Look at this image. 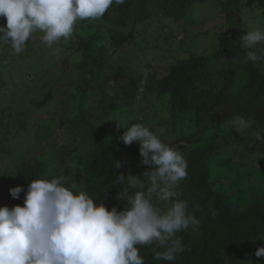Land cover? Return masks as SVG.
<instances>
[{"label":"trees","instance_id":"obj_1","mask_svg":"<svg viewBox=\"0 0 264 264\" xmlns=\"http://www.w3.org/2000/svg\"><path fill=\"white\" fill-rule=\"evenodd\" d=\"M204 1L126 0L122 5L113 4L99 20L78 21L74 28L78 31L76 39L62 40L52 48L41 41L43 34L40 32L33 34L21 54H15L10 44L0 43V91L7 92L9 81L17 80L19 74L26 77L24 81L16 82H23L26 87L13 84L22 90L21 102L8 109L1 118L0 136L4 141L12 131L28 133L20 126H27V119L35 111L38 100L54 99L51 98L53 86L47 83L50 80L43 83L46 76L41 79L38 74V81H34V71L40 72L41 68L45 70L50 66L58 72L55 73L57 80L52 81L56 83V97L71 87L70 82L61 87L67 65L57 55L68 51L71 60L68 64L72 63L80 72L78 83L83 88L82 92L72 91L67 97V104L73 109L69 112V122H64L65 117L60 122L63 132V125L67 131L63 144H49L34 160L24 162L17 173L6 177L3 185L0 182V204L23 206L33 179L68 177L95 202H104L111 210L114 206L111 199L117 197L122 187L117 176L122 158L127 155V162L135 160L146 172L150 169L142 163L138 143L125 145L119 139L122 128L140 123V120L134 119L120 128L119 123L108 121L107 117L112 113L118 118L133 107L145 116L143 104L155 97L161 122L167 117L170 127L162 131L159 138L163 142L167 140L162 133L174 138L177 144L164 143L179 147L188 162V176L181 181L177 191L182 193L181 199L188 201L189 212H194L201 224L195 232L189 228L176 234L185 251L178 253L173 262L154 258V251L164 250L155 243L138 246L145 264H264V257L255 256L257 247L264 246V161L256 166L249 161L257 162L256 158L247 154L250 140H254L256 146L264 145V139H257L258 135L264 136V55L258 52L259 59L253 62L247 58L248 50L231 48L235 40L231 41L229 37L230 27H239L236 16L241 11V0H217L230 27L218 37L217 49L210 54H190L178 59L161 78L147 73L148 67L134 74L121 66L122 56L127 47L136 45L138 34L150 29L149 35L153 37L164 21L176 25L181 20L188 22V9ZM5 24L6 19L0 18V25ZM153 24L157 27L151 29ZM258 47L264 50V45ZM137 48L140 50L138 45ZM234 61L242 62L237 65V70L232 68ZM215 62L222 64L216 68ZM11 67L19 73L6 81L5 70ZM24 70L27 73L23 74ZM239 70L242 73L238 74ZM71 75L73 73L69 71L68 76ZM94 81H99L98 91L88 93ZM28 82L35 88L27 87ZM110 85L115 86L110 89ZM92 94H96L94 115L90 114L89 106L87 108ZM55 110L66 113L60 108ZM161 111L164 114H160ZM237 115L250 121L244 131L251 130V134L246 136L244 132L229 128ZM46 127L41 125L32 134L38 144L55 134L58 123L53 121L47 130ZM71 138L78 142L77 146L72 147ZM227 143L239 146L231 149L225 145ZM228 148L239 155V161L225 155ZM67 162H71L68 168ZM134 169L139 171V168ZM17 186L23 188L19 199L10 195V189ZM195 205L200 206L199 211Z\"/></svg>","mask_w":264,"mask_h":264},{"label":"clouds","instance_id":"obj_2","mask_svg":"<svg viewBox=\"0 0 264 264\" xmlns=\"http://www.w3.org/2000/svg\"><path fill=\"white\" fill-rule=\"evenodd\" d=\"M125 2L0 0V18L6 19L0 25V43L21 54L33 34L40 32L41 41L52 48L72 37L78 21L99 20L113 4ZM260 45H264L260 28L240 37V46L248 49L247 58L253 62L259 59L258 52L264 55ZM249 126L242 115L232 121L237 132ZM122 129L119 139L125 145L138 143L142 163L149 166L144 173L147 186L131 175L118 177L122 187L117 198L126 199L127 207L117 211L115 206L109 210L104 202H95L68 177L31 180L23 206L0 207V264H145L138 246L155 243L164 250L154 251V258L166 262L185 251L176 234L189 228L197 231L201 221L177 191L188 176L184 153L142 123ZM129 187L136 189L134 194H129ZM22 191L21 186L13 187L10 195L19 199ZM194 207L200 210L199 205ZM255 256L264 257V246L257 247Z\"/></svg>","mask_w":264,"mask_h":264},{"label":"rangeland","instance_id":"obj_3","mask_svg":"<svg viewBox=\"0 0 264 264\" xmlns=\"http://www.w3.org/2000/svg\"><path fill=\"white\" fill-rule=\"evenodd\" d=\"M241 11L237 18H239V27L234 28L230 27L227 19L224 17V14L221 13L223 7L220 6L217 0H206L202 3H196L188 9L186 21L181 20L177 25L175 23H168L164 21L163 25L158 26V33L155 36H150L149 31L144 34H138L136 45L132 44L130 47H127L126 54L122 56L121 66L123 70L128 72H132L136 74L140 72L144 67L147 68V73L155 74L157 78H161L165 73L168 67L174 64L178 59L187 58L190 54L197 55H208L212 51L217 49L218 42L220 39L218 38L220 35L224 33L227 28H231L230 30V39L235 42L232 43L231 48L238 50L246 51L248 49L242 48L240 46V37L246 34L247 31L260 28L264 30V0H241ZM236 14V13H235ZM157 25L153 24L150 26L151 29H154ZM77 28V25L75 26ZM81 27H78L80 29ZM77 31V30H76ZM76 31H74L72 35V39H76ZM78 32V31H77ZM238 33V36L235 35ZM238 38L237 40L234 38ZM137 45L140 50H138ZM238 53V52H237ZM59 60L67 65L64 66V70L66 73L65 78H61V87H65L66 83H72L71 87L63 90L57 97L54 87H56V83L54 84L52 81L57 80L58 72L55 69H51L48 66L40 69V72L34 71L32 79L34 81H38V74L43 79L46 76V79L43 81H48V84H51L52 87V99H41L36 102L35 111L29 115L27 119V126L21 124L22 129H26L29 133L16 132L12 131L8 135V139L4 141V137L0 136V182L3 185L6 177H10L13 174L17 173L24 162L29 163L34 160L35 156L40 155L41 152L47 149L49 144H63L65 141V135L67 134L65 125V133L63 132V128H61L60 122L63 121L62 117H65L64 122H69V112L72 111V106L67 104V97L72 94V91L79 92L83 90V88L79 85V75L78 72L72 63H69L71 60L68 59V51L66 53L57 55ZM245 57V55H244ZM243 59V58H240ZM242 62L234 61L232 63V68L237 70ZM222 63L215 62V66L220 67ZM9 70V71H8ZM14 71V73H13ZM72 71L73 75L68 76V72ZM16 72V74H15ZM27 71L24 70V73ZM127 72V73H128ZM19 70L16 69H6L4 73L5 80L9 81V78L13 76V79L17 77ZM242 73L239 70L238 74ZM15 74V75H14ZM22 75V74H21ZM17 77V80H13V82L8 83L9 88L7 92L0 91V128H2L3 122L1 118L7 112L8 109L14 108V106L21 102V93L22 85L26 87V85L22 82V84H18L20 79L26 78L25 75ZM244 76V74H243ZM21 85L20 88L13 85ZM27 87H34V85L28 82ZM99 81H94L92 87H90L88 93H92L94 91H98L97 86H99ZM113 86L110 85L108 88L113 89ZM33 88V89H34ZM96 94H92L89 98L87 108H90V114L94 115L96 112L93 109L94 107V98ZM158 104L157 99L155 97L149 98V101L143 104L145 108V116H142L138 111L137 107L130 108L126 110L124 114L120 115L118 118H114L112 113L106 119L108 121H114L116 124L119 123L120 127H124L128 122L133 121L134 119H139L140 123L144 124L151 131L156 133L159 137L162 131L170 129L168 126L167 117L164 119V122H161V115H159L160 108L156 105ZM21 105V104H20ZM159 105V104H158ZM19 108V107H18ZM60 108L66 111V113H57L55 109ZM143 109V108H142ZM159 110V111H158ZM160 114H164L162 111ZM60 117V119H59ZM58 123V127L55 129V134L51 136L47 141H42L38 144V140L36 136L32 134L36 133L37 129L41 125H47L48 127L53 123ZM69 124V123H68ZM231 130L235 129L232 126L229 127ZM52 130V129H51ZM1 131V129H0ZM75 131L81 133V131L75 129ZM249 131H243L244 134H251ZM2 132V131H1ZM42 136V134H40ZM162 137L167 139L164 142H174V138L170 136H165V133H162ZM52 142V143H51ZM72 147L78 145V142L71 138ZM73 143L75 145H73ZM85 143V140H84ZM178 142H174L177 144ZM226 146H230L231 149L233 145L230 143L225 144ZM223 148V147H222ZM231 149L228 148V151L225 153L226 156H234L235 160L239 161V155L233 154ZM248 155L251 157H255L257 162H254L252 159H249L250 162L259 166L260 161H264V145L256 146L254 144V140H250V144H248ZM69 160V159H68ZM129 160L128 156L125 155L121 162L120 167L117 171V176L121 175H131L132 177H136L135 179L139 181H143L145 185L148 184V177L144 176L146 172L143 168L138 167L135 160ZM70 161V160H69ZM54 163V160H53ZM71 162L66 163V167ZM134 168H139V171H136ZM136 191L135 188L129 187V194H134ZM0 195H2L0 189ZM112 203L116 206L118 211H122L127 207L126 199H118L117 197L112 198ZM153 203H156L155 198L153 199ZM6 206L4 204H0V207ZM11 208V207H9Z\"/></svg>","mask_w":264,"mask_h":264}]
</instances>
